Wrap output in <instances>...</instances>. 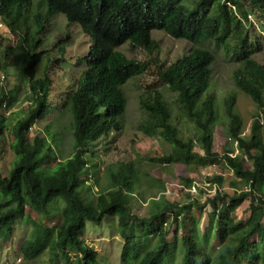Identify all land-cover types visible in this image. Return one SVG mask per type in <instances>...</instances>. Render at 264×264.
I'll return each mask as SVG.
<instances>
[{"label":"trees","instance_id":"obj_1","mask_svg":"<svg viewBox=\"0 0 264 264\" xmlns=\"http://www.w3.org/2000/svg\"><path fill=\"white\" fill-rule=\"evenodd\" d=\"M31 1L0 0V18L7 22L9 35L16 38V43L0 52V152L11 135L9 146L17 156L8 175L0 171V239L13 235L29 207L44 219L57 218L58 222L47 228L43 221L28 219L33 228L20 248L26 263L47 251L50 264H60L69 249H75L78 256L74 261L68 259L69 264H101L83 233L87 221L100 224L105 216L118 222L125 264H163L172 249L168 234L178 224L182 225L184 248L181 264H259L264 260V64L254 58V37H250L248 13L241 0H194L190 6L185 0H46L47 11L33 16L29 13ZM249 2L252 10L264 13V0ZM231 6L247 22L227 11ZM55 13L77 23L92 43L79 59L85 70L66 95L51 73V66L60 59L49 52L42 61L40 50L45 23ZM156 29L192 46L175 61L165 63L152 38ZM230 37L235 46L228 41ZM126 41L141 47L148 58H129L119 51L117 47ZM211 42L236 52L239 66L233 71L234 83L257 107L248 126L237 107L238 89L227 91L220 105L211 92L215 56L202 46ZM154 65L158 79L176 93L181 112L197 129L194 138L186 140L176 124L180 117L172 112L163 93L150 86L142 91L139 101L145 119L139 129L168 148L158 158L160 164L204 165L222 160L233 173L229 180L233 194L222 190V173L208 175V186H216V190L205 200L170 201L159 190L161 198L156 199V193L147 197L151 200L148 213L140 215L132 207L133 198L136 204L147 198L138 190L141 180L135 160H121L117 170H108L110 183L106 186L99 184L96 172L86 163L87 154L99 158L97 145H109L125 127L128 97L123 85ZM11 70L17 78L13 87L7 81ZM56 89L55 101L51 92ZM23 101L28 102L27 110L15 112L9 134L8 116ZM60 102L62 108L57 107ZM58 109L68 111L72 119L74 153L65 159L57 155L58 133L51 123L30 137L34 125ZM221 118L228 123L222 153L213 147L214 126ZM195 144L199 149H194ZM85 178L92 179L91 185ZM182 181L186 188L192 187L193 179ZM95 183L98 191L92 189ZM81 186L93 195V204L81 195ZM247 200L250 213L241 222L235 213ZM197 205L200 209L196 211ZM206 206L213 208L209 219L222 247L215 261L197 233ZM161 218L165 226L158 222ZM174 233L179 232L175 229ZM152 234L158 243L147 248L146 239Z\"/></svg>","mask_w":264,"mask_h":264},{"label":"rangeland","instance_id":"obj_2","mask_svg":"<svg viewBox=\"0 0 264 264\" xmlns=\"http://www.w3.org/2000/svg\"><path fill=\"white\" fill-rule=\"evenodd\" d=\"M32 1L29 9L30 13L41 10H43V12L47 11L45 0H42V3L41 0ZM185 1L190 6L191 2L194 0ZM241 2L243 9L248 13L247 27L248 25L251 27L250 37H254V58L264 64V13L252 10L249 0H241ZM227 8V11L233 12L238 19L243 20L244 23L247 22L246 18L240 16L234 7L231 6ZM241 30L242 28L239 29V31ZM152 35L160 46L159 55L162 56V60L165 63H170L172 60L175 61V58L187 53L192 46L191 42L184 39H174L163 30H153ZM41 36L43 38V45H41L40 50L44 53L42 61H46V55H48L49 52L60 59V62H55V64L51 66V73L53 80L61 84L62 94L66 95L76 86V79L81 72L85 70V64L81 63L79 59L87 54L92 44L90 37L78 24L68 21L62 13H56L47 20L44 32ZM15 40V37L9 35L7 22L0 18V52L3 47L16 43ZM228 41L235 46L234 39L230 37ZM202 46L211 50L215 56L211 92L216 93L217 103L220 105L227 91L238 89L233 80V71L239 66L236 52L233 49L227 50V48L224 47L217 48L213 42L203 43ZM60 48H64L63 53L60 51ZM118 50L129 58H148L147 53L142 48L133 45L130 41H126L118 46ZM61 60H65L66 62L64 63ZM41 69H43V67H40V70ZM10 72L7 81L9 86L13 87L14 83H17V78L14 70ZM40 73L41 72H39V74ZM148 86L159 89L169 103L172 112L180 117L181 121L177 120L176 124L180 127L183 137L186 140L194 138V134L197 132L195 124L189 119L186 120L177 103L176 93L158 79L155 65L150 66L144 73L130 78L123 86L124 92L128 97V107L125 112V127L122 132L114 136V140L109 145L103 143L102 145H97L95 152L99 155V158L93 157L90 154L86 155V163L96 172L99 184L101 186H106L110 183V177L107 171L117 170L121 160L128 161L129 159H133L136 161L139 179L141 180L138 184V190L146 198L156 193L158 194L156 199H159L163 195L159 193V190H164L162 193H164L165 198L170 201L187 203L192 201L194 197L205 200V198L215 193V188H210L208 186L206 176L217 173H222L224 178L222 190L233 194L235 189L229 186V180L233 173L222 160L213 164L204 165L190 162L188 164L178 163L166 167L160 164L158 158L165 155L168 152V148L162 142L149 139L139 129V125L142 123L143 119H145V113L140 106L139 95L142 91L147 89ZM51 93L53 100L56 101L59 90H52ZM21 98L23 99L24 96ZM27 106L28 102L23 101L20 106L13 110L14 113L11 112L12 114L8 116L9 134L16 120L14 114L17 113L15 112L21 110V108L22 110H27ZM62 106L61 102L57 104L58 108H62ZM237 107L248 126L252 120V114L257 111V107L250 98L246 97L244 93L240 91V89H238ZM63 110L64 109H58L47 119L42 121L39 120L30 132V137L32 138L38 130L44 129L51 123L53 132L58 133L55 148L60 159H65L74 153L71 114L68 111L61 112ZM220 110L222 111L221 106ZM227 125L228 123H225L221 118L220 122L214 126L213 147L214 150L220 153L223 152L227 142ZM8 136L9 141L5 143L4 147H2L3 151L0 152V171L4 175L9 174L17 160V156L9 146L10 140H12L13 137L11 135ZM194 149H199L197 144L194 145ZM185 177L193 179V184L190 189L186 188V185L182 181ZM86 183L91 185L92 179H86ZM97 186L98 185L95 183L92 189L98 191L99 187ZM80 193L89 204H93V195L86 187L81 186ZM133 201L132 207L136 213L140 215L148 213L151 205V200H149V198H147L146 202H138L137 204L135 203V198H133ZM1 202L2 199L0 198V204ZM249 202V200L245 201L236 210L235 214L237 220L241 222L246 220L250 213ZM204 208L201 222L197 227V233L200 236L202 246L212 255L215 261L222 247L219 245L217 237L214 234L215 225L214 223H210L209 219V212H211L213 208L211 206H206ZM199 209L200 207L198 205L195 206L196 211ZM26 212L27 216L15 225L13 235L5 239H0V264H50L52 262L47 251H45L37 259L26 263V260H23L21 256L20 248L33 228L28 219L43 221L47 228L57 223L58 219L46 220L41 214L34 212L29 207L26 209ZM171 220L172 217L167 220L168 225ZM158 222L161 225H166L162 218L159 219ZM172 226L173 228L168 234V240L172 244V249L163 264L182 263V253L184 250L183 241L181 239L182 225L178 224L177 226ZM175 229L179 232L177 235L174 233ZM83 237L89 246L97 251L99 263L125 264L121 258L124 239L119 234V227L116 219L111 216H105L100 224L87 221ZM157 243L158 240L154 234L146 239L147 248H152ZM261 251L264 257V245L261 247ZM76 252L75 249H69L68 254L63 256L61 262L68 259L74 261L78 256V252ZM259 264H264L263 258L260 260Z\"/></svg>","mask_w":264,"mask_h":264},{"label":"clouds","instance_id":"obj_3","mask_svg":"<svg viewBox=\"0 0 264 264\" xmlns=\"http://www.w3.org/2000/svg\"><path fill=\"white\" fill-rule=\"evenodd\" d=\"M46 1V0H45ZM32 2L33 1H31V4H32ZM41 3H42V0H41ZM31 4H30V6H31ZM46 4H47V2H46ZM48 6V5H47ZM42 12H43V10H41ZM40 11V12H41ZM38 11H35V12H33V13H30V11H29V13H30V15L31 16H33L35 13H37ZM43 13H45V12H43ZM56 14V13H55ZM54 15V14H53ZM51 17V16H50ZM50 19V18H49ZM48 19V20H49ZM46 23H47V21H46ZM46 23H45V25H46ZM77 24V23H76ZM8 31H9V29H8ZM10 33V32H9ZM166 33V32H165ZM166 34H168V33H166ZM169 35V34H168ZM171 36V35H170ZM172 37V36H171ZM152 38H153V35H152ZM174 38V37H173ZM154 39V38H153ZM174 39H179V38H174ZM131 43V42H130ZM122 45V44H121ZM136 46V45H135ZM139 47V46H138ZM141 48V47H140ZM117 49H118V47H117ZM182 56V55H181ZM128 57V56H127ZM161 58H162V56H161ZM179 58V57H178ZM177 58H175V60H176ZM172 62H173V60H172ZM82 63V62H81ZM171 63V62H170ZM126 84V83H125ZM124 86V85H123ZM127 107H128V104H127ZM214 188H215V190H216V186H214ZM188 189H190V188H188ZM87 242V241H86ZM72 261V260H71ZM60 264H69L68 262H67V260H65L64 262H61Z\"/></svg>","mask_w":264,"mask_h":264},{"label":"built area","instance_id":"obj_4","mask_svg":"<svg viewBox=\"0 0 264 264\" xmlns=\"http://www.w3.org/2000/svg\"><path fill=\"white\" fill-rule=\"evenodd\" d=\"M4 76H2V78H3Z\"/></svg>","mask_w":264,"mask_h":264}]
</instances>
